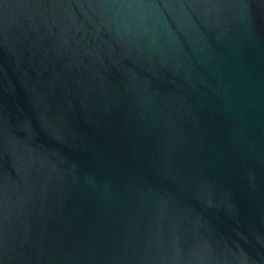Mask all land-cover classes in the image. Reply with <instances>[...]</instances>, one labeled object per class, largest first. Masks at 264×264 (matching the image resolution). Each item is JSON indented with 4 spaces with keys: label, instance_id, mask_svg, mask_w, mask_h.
<instances>
[{
    "label": "water",
    "instance_id": "water-1",
    "mask_svg": "<svg viewBox=\"0 0 264 264\" xmlns=\"http://www.w3.org/2000/svg\"><path fill=\"white\" fill-rule=\"evenodd\" d=\"M0 264H264V0H0Z\"/></svg>",
    "mask_w": 264,
    "mask_h": 264
}]
</instances>
